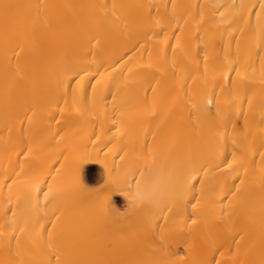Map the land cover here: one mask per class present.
Instances as JSON below:
<instances>
[{
    "label": "bare ground",
    "instance_id": "6f19581e",
    "mask_svg": "<svg viewBox=\"0 0 264 264\" xmlns=\"http://www.w3.org/2000/svg\"><path fill=\"white\" fill-rule=\"evenodd\" d=\"M0 264H264V0H0Z\"/></svg>",
    "mask_w": 264,
    "mask_h": 264
},
{
    "label": "clouds",
    "instance_id": "9594fccd",
    "mask_svg": "<svg viewBox=\"0 0 264 264\" xmlns=\"http://www.w3.org/2000/svg\"><path fill=\"white\" fill-rule=\"evenodd\" d=\"M167 171L163 168L158 169L156 176L151 180H145L135 186L130 204H148L154 208L163 206L173 196H182V190L176 188L173 182L167 177ZM186 187V185H185Z\"/></svg>",
    "mask_w": 264,
    "mask_h": 264
}]
</instances>
